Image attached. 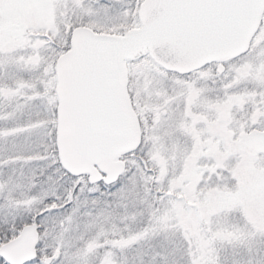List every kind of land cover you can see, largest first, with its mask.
<instances>
[{
	"label": "snow or ice",
	"instance_id": "obj_1",
	"mask_svg": "<svg viewBox=\"0 0 264 264\" xmlns=\"http://www.w3.org/2000/svg\"><path fill=\"white\" fill-rule=\"evenodd\" d=\"M0 264H264V0H0Z\"/></svg>",
	"mask_w": 264,
	"mask_h": 264
}]
</instances>
